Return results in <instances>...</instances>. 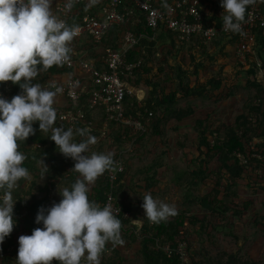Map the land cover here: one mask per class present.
I'll list each match as a JSON object with an SVG mask.
<instances>
[{
  "label": "rangeland",
  "instance_id": "obj_1",
  "mask_svg": "<svg viewBox=\"0 0 264 264\" xmlns=\"http://www.w3.org/2000/svg\"><path fill=\"white\" fill-rule=\"evenodd\" d=\"M223 11L220 9L218 15H221ZM158 35L159 31L157 37ZM198 39L200 41L198 46L196 43L193 49L187 44L184 45L180 53H176L169 62L172 65L175 63L181 65L188 71L190 77L193 76L192 72L195 70V66L201 63L197 69L199 81L204 83L210 77L222 79L221 91L214 92V97L192 101L191 105L195 109L193 116L179 124L175 121L162 124L159 136L151 135L149 130L137 141L132 151L124 154L126 174L122 182L123 188L118 193L116 200L130 208L132 219L135 221L143 222L146 218L143 216L144 212L141 207L145 194H151L154 199L173 205L176 209L174 217L190 210L192 214L201 219L202 224H197V226L187 224V229L182 231L183 242H180L179 247L183 264H210L220 257L226 261L227 254L235 255L240 263L249 260L264 264V167L262 165L259 168L257 167L258 163L252 160V164H249L246 158L240 156L246 172V178L243 181H237L236 185L230 186L229 182L224 180L221 187L216 188V178L212 176L211 178L214 180L199 184L193 196L187 197V183L192 177L189 173L197 168L199 159L203 158V154L198 151L197 120L205 121L204 126L210 131L221 129L223 124L232 125L235 122V115L248 114V105H244L238 111H235V106L245 104L242 100H252L258 104L256 96L260 95L256 88L248 83V80L251 81L253 77L244 73L248 69V60L256 57L254 48L257 47L254 44L251 46L253 52L246 53L245 58H242L238 56L236 46L221 50L220 45H214L212 40L204 41L199 36ZM163 53L159 50V54L155 52L151 56L154 74L157 73V63L163 61ZM223 53H228L229 56L225 57ZM258 64L263 65V61L259 60ZM221 65L223 70L219 73ZM168 74L169 76L173 75L169 71ZM39 78L38 82L41 81ZM153 78L163 81L167 76L162 74L158 77L153 76ZM258 79L264 87V69L259 71ZM172 81L171 83L164 82L167 92L177 88L175 84L177 82ZM128 85L132 86L131 83ZM138 89L144 91L146 99L148 89L145 86ZM228 93L231 94L230 97L227 95ZM220 97L222 98L220 105L225 107V110L221 109L218 104L217 106L213 104L214 100L218 103L217 100ZM179 106L185 107L186 105ZM157 115L160 116V113L158 112ZM114 133L116 132L112 130L106 138H98L96 135L97 142L89 146V154L111 152L114 159L122 150L127 149L126 144L129 139H125L124 144L119 146L114 139ZM208 136L209 140H212L209 134ZM73 138L79 142L86 137L74 135ZM261 142L262 139L257 136H254L250 142L249 147L253 153L250 154L251 159H264V154L261 156L260 149H258ZM56 156L60 160H65L69 167L74 165V161L70 158H65L60 153H57ZM208 163L209 169L216 171L217 163L215 161ZM57 164L51 162L49 158L43 157L36 163V171L29 173L22 184H19L18 181L12 192L19 191L25 196L26 202L34 193L37 199L45 202V209L58 203L61 199L58 192L65 187L70 188V183L68 181L69 171L67 169L64 172L57 171L54 168V165ZM153 171H155L157 183L151 190H146L144 179L152 176ZM94 185L95 182L89 186V191ZM31 188L34 189L33 192H31ZM206 195L210 196L211 201L214 200V197H217L218 201H222L213 203V206H220V210L215 208L217 209L215 212L205 213L199 200ZM248 202H250L248 210H243L240 216L232 214L230 209L241 210L242 204ZM225 207H230V209L223 213L222 208ZM135 226L137 227L136 232H138L137 224ZM19 236L15 235V246H12L5 254L10 258L14 255L16 259ZM129 241L123 240V244L119 247L121 252L118 264H143L139 253V243ZM106 256L109 257L110 252ZM1 261L0 258V264H2Z\"/></svg>",
  "mask_w": 264,
  "mask_h": 264
},
{
  "label": "trees",
  "instance_id": "obj_2",
  "mask_svg": "<svg viewBox=\"0 0 264 264\" xmlns=\"http://www.w3.org/2000/svg\"><path fill=\"white\" fill-rule=\"evenodd\" d=\"M164 3L163 1L161 2ZM198 11L203 16V21H206V26L212 24L221 25L222 18L221 15H218V11L223 9L220 6V0H198ZM254 5H257L262 14L264 15V0H256L255 3L247 6L245 11V16L247 15L250 8ZM209 6H212L211 8ZM102 5L96 3L94 0L92 5H82V13L84 12H96L100 9ZM121 10L126 8L128 12H131V16L136 20L140 18V22L132 25L131 23H124L122 26L114 28L110 32L108 39L104 40L106 45H111L114 48H117L115 42L121 40V36L126 31H133L134 33H142L145 37L140 41V47L129 52L127 57L128 63H134L137 60L141 59V65L139 68L135 69L132 77L126 78L127 83H131L133 88H139L145 86L148 89L147 97L141 103V106L138 105V102L135 98L127 97L125 99L126 113L128 115H136L138 110L143 111L147 108L149 111L153 112L152 121L147 127L150 130L151 135H161V125L169 121H175L176 123H181L185 119L191 117L195 113V109L192 107L191 103L197 99H205L214 97V92L221 91L223 80L210 77L204 83L198 79V68L201 63L195 66V70L192 72L193 76L188 75V71L184 69L178 63L172 65L169 60L174 58L176 53H180L181 48L184 45H189L193 49L199 45L200 41L198 36L190 37L188 41L182 40L179 38L176 33L172 32L165 26H162L159 30V35L154 41H151L148 37L151 36L152 31L145 24L143 15L134 8L133 4L129 1L121 0ZM211 13V14H210ZM255 41L254 45L256 49V57L248 60V69L245 70V74L252 76L251 81L248 80L249 85L256 88L259 96H256L258 99V104L256 102L243 101L245 104L236 105L235 111L241 110L245 105H248L246 113H239L235 115L234 124H223L222 128H217L214 131L207 130L204 126L205 121L197 120V131H198V151L203 154V158L199 159L197 168L192 170L191 179L187 183V197L190 198L193 196L194 191L199 184H202L204 181L214 180L211 177L215 176V186L216 188L221 187L222 182L227 180L229 185H236L237 181H243L246 178L245 165L241 162L239 155L247 159L249 164L257 162V167L260 168L262 165L264 167V159H251L250 154V142H252L253 137L257 136L262 139L261 144L258 145L260 149V155L264 154V87L263 84L258 81V73L264 69V34L261 29L257 28L254 30ZM202 39V38H201ZM203 40V39H202ZM213 44L218 46L220 49L224 50L227 47L233 48L238 44L237 35L231 34H218L215 38L211 39ZM204 41H206L204 39ZM160 47V48H159ZM159 50L163 53V61L157 63V73H153V61L151 56ZM223 55L229 56L228 53H223ZM193 59H195L193 57ZM262 60L263 65L258 64V61ZM263 66V67H260ZM61 66L53 65L44 72L55 74L64 72ZM223 70L222 65L219 66V73ZM168 71L173 73L169 76ZM241 72V71H239ZM242 73V72H241ZM162 74H165L167 78L165 80L154 79ZM124 78V75H122ZM134 78V79H132ZM174 80L177 86L176 89L166 91L164 87V82L171 83ZM33 83H38L36 80ZM128 83V84H129ZM10 84L12 88L11 97L17 95L21 91L19 85H13L11 82L0 83V89L5 85ZM229 97L230 93L227 94ZM221 97L217 100L218 103L214 100L213 104L223 110L225 107L220 105ZM185 104V107H180L179 105ZM80 105L85 109V116L87 119H90L91 110L89 109L88 96L86 95L84 99L81 100ZM160 113V116L157 113ZM54 127H61L65 130L68 129L67 126H62L60 124L54 123ZM35 134L29 136L25 141H18L17 150L23 153L26 159L22 162L28 173H33L36 171V163L41 160L43 157L49 158L51 162H55L54 168L60 172H64L67 168L69 171L68 181L71 185L76 181L79 174L72 171L73 166L69 167L65 160H60L56 156L58 149L53 141L48 137L51 135V129L48 132H40L38 130V123L33 125ZM178 128V127H177ZM176 128V130H177ZM83 129V128H79ZM116 133L113 134L116 143L119 146L124 144L122 139V128L115 125H111V131ZM75 133V131H73ZM98 133L94 132L91 135L96 136ZM147 134V133H146ZM145 134V135H146ZM212 140H209V136ZM90 135V134H89ZM144 135V136H145ZM34 146V147H33ZM67 160V159H66ZM114 163L117 160V156L113 159ZM252 160V161H251ZM215 161L217 163L216 171L209 169L208 162ZM107 172L99 176L92 190L88 193V199L94 201L98 205H101L105 202L106 192L109 189V182L107 178ZM126 171L118 176L117 186L114 190V196L117 198L118 193L123 188L122 182L124 180ZM25 181V178L19 180V184H22ZM145 188L146 190H151L157 183L155 180V171H153L152 176L145 177ZM34 185V183H33ZM215 188L216 192L217 189ZM34 189L31 188V192ZM264 190V186H263ZM2 194V192H0ZM12 195L14 201H16L13 218L16 221L15 226L12 232L4 240V244L0 245V258L2 259V264H15L14 255L10 258L8 255H5L6 252L12 247L15 246L14 240L15 235H30L32 230L36 227H42L35 223V216L40 208H45L43 200L37 199L36 195L32 193L30 195V200L25 201V196L22 195L19 191H13ZM194 198V197H193ZM215 202L218 201L217 197H214V200H210V196L206 195L200 198L199 202L203 206L205 213L215 212L217 209L220 210V206H213ZM124 210L129 211L130 208L122 202L117 201ZM223 204V203H222ZM250 202L243 203L242 209H230V207H225L223 213H226L229 209L232 211V214L235 216H240L243 210H248ZM217 208V209H215ZM121 222L120 236L123 240H130L129 242H138L140 245L139 253L143 259V264H183L181 255L178 253V245L180 242H183L181 232L187 229V224L196 225L202 224V220L199 219L196 215L192 214L190 210L182 212L179 216L169 217L166 221L160 222L159 224L150 225L147 218L143 220L142 228L136 232V226L132 225L129 220L122 219V217H116ZM127 242V241H125ZM122 244L113 246L112 243H106L104 251L100 255V264H118V258L121 250L119 247ZM169 247L170 253L165 252V248ZM110 252V256L107 257L106 254ZM16 255V254H15ZM226 261H223V257L218 258L215 262L210 264H258L252 261L241 262L235 255L227 254ZM53 264H57L54 261ZM196 264V263H194Z\"/></svg>",
  "mask_w": 264,
  "mask_h": 264
},
{
  "label": "clouds",
  "instance_id": "obj_3",
  "mask_svg": "<svg viewBox=\"0 0 264 264\" xmlns=\"http://www.w3.org/2000/svg\"><path fill=\"white\" fill-rule=\"evenodd\" d=\"M256 0H220L224 30L240 29L248 5ZM52 0H0V83L19 85L20 93L6 99L0 96V244L12 232L16 221L12 189L28 177L22 166L25 155L17 150L18 141L48 132L58 152L74 161L72 171L79 174L71 187L59 191L61 199L51 207L40 208L35 223L42 225L30 235L18 237L15 264H100L106 243L123 244L121 222L110 206L100 207L88 199L89 186L105 171H115L113 154H89L96 144L87 129L54 127L55 91L42 88L33 79L40 70L70 62V42L79 35L78 25H67L51 11ZM167 5H165L166 7ZM74 135L86 137L79 142ZM141 205L144 217L159 224L176 215L173 205L145 194Z\"/></svg>",
  "mask_w": 264,
  "mask_h": 264
},
{
  "label": "built area",
  "instance_id": "obj_4",
  "mask_svg": "<svg viewBox=\"0 0 264 264\" xmlns=\"http://www.w3.org/2000/svg\"><path fill=\"white\" fill-rule=\"evenodd\" d=\"M94 1L102 7L94 13L89 11L82 13V5H92L93 0H52L50 5L52 13L69 26L78 25L80 33L70 42L69 46L72 49L70 62L60 65L65 69L64 72L50 74L40 70L33 81L38 82L40 77L41 81L38 83L42 88L53 91L61 89L54 98L53 107L56 110L54 123L65 125L73 131L78 128L87 129L90 135L96 132L98 138L108 137L111 125L122 128V139H129L127 149L117 155L115 171L107 172L109 189L101 207L110 206L115 217L129 220L132 225L137 224L140 230L143 222L133 220L130 211L122 208L114 196V190L118 176L125 171L124 154L132 151L137 141L147 133V127L153 117V112L147 108L143 111L138 110L136 115H128L125 107L127 97L135 98L139 106L145 99L144 91L129 86L126 79L132 77L134 70L139 68L142 62L139 59L134 63H128V54L140 47V41L145 36L142 33L126 31L122 34L121 40L115 42L117 48L106 45L104 40L109 38L111 30L124 23L135 25L141 20L140 18L135 20L126 8L121 10V0ZM124 1H129L139 14L143 15L146 26L152 31L148 37L151 41L156 39L157 32L162 26L185 41L193 36L211 40L220 33L234 34L239 40L236 46L237 54L245 58L246 53L253 52L251 46L255 41L254 30L259 28L264 34V15L257 5L250 8L240 22V29L233 32L224 30L222 24L206 26V21H203V16L198 11V0ZM11 94L10 84L0 89V96L6 99H10ZM86 95L91 110L90 119L86 118L85 109L80 105ZM239 158L241 160L240 155ZM164 250L170 253L168 246ZM178 253L180 254L179 245ZM80 264H86L83 258Z\"/></svg>",
  "mask_w": 264,
  "mask_h": 264
},
{
  "label": "crops",
  "instance_id": "obj_5",
  "mask_svg": "<svg viewBox=\"0 0 264 264\" xmlns=\"http://www.w3.org/2000/svg\"><path fill=\"white\" fill-rule=\"evenodd\" d=\"M67 169V168H66Z\"/></svg>",
  "mask_w": 264,
  "mask_h": 264
}]
</instances>
